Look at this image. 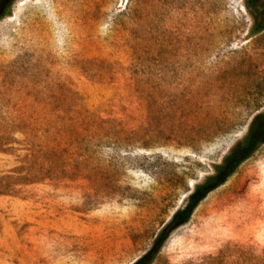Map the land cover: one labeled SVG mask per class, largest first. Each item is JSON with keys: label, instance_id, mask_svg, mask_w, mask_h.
Returning a JSON list of instances; mask_svg holds the SVG:
<instances>
[{"label": "rangeland", "instance_id": "rangeland-1", "mask_svg": "<svg viewBox=\"0 0 264 264\" xmlns=\"http://www.w3.org/2000/svg\"><path fill=\"white\" fill-rule=\"evenodd\" d=\"M262 114L264 0H14L0 264H134ZM152 264H264V141Z\"/></svg>", "mask_w": 264, "mask_h": 264}, {"label": "trees", "instance_id": "trees-1", "mask_svg": "<svg viewBox=\"0 0 264 264\" xmlns=\"http://www.w3.org/2000/svg\"><path fill=\"white\" fill-rule=\"evenodd\" d=\"M14 0H0V18L9 12L11 3ZM264 141V114L258 117L249 127L246 138L238 144L224 159L223 164L216 167V174L208 178L204 185L195 188L189 197L188 205L175 213L169 224L158 235L155 245L151 251L134 264H152L163 247L169 233L186 223L196 206L202 201L207 193L215 186L222 184L228 176L234 172L240 163L247 159Z\"/></svg>", "mask_w": 264, "mask_h": 264}]
</instances>
